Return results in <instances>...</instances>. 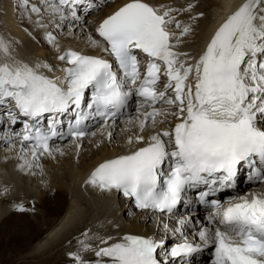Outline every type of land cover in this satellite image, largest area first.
<instances>
[{
    "label": "snow or ice",
    "instance_id": "snow-or-ice-1",
    "mask_svg": "<svg viewBox=\"0 0 264 264\" xmlns=\"http://www.w3.org/2000/svg\"><path fill=\"white\" fill-rule=\"evenodd\" d=\"M81 6L94 9L91 0L18 4L37 28L47 27L45 15L79 22ZM193 7L127 0L87 34L88 45L103 55L61 51L48 32L66 65L59 77L42 71H53L48 64L18 59L15 41L0 35V127L8 125L0 139L18 149L21 169L63 155L58 140L81 147L96 128H112L128 116L137 129L127 139L132 147L100 162L85 184L115 190L153 218L162 214L164 233L181 241L169 248L164 237L126 234L113 240L85 230L77 249L66 254L69 264H189L184 258L205 248L213 252L212 264H264V188L221 199L236 187L242 169L250 183L264 185V0H244L189 63L193 58L181 45L192 29L177 16ZM132 103L136 117L126 111ZM16 124L22 131L12 130ZM112 135L108 131L109 140ZM189 190L209 209L207 223L181 218L169 227L163 216L174 215ZM196 225L198 242L184 231Z\"/></svg>",
    "mask_w": 264,
    "mask_h": 264
},
{
    "label": "bare ground",
    "instance_id": "bare-ground-1",
    "mask_svg": "<svg viewBox=\"0 0 264 264\" xmlns=\"http://www.w3.org/2000/svg\"><path fill=\"white\" fill-rule=\"evenodd\" d=\"M108 1L109 0H91V3L94 6L96 5V8L97 6H101L98 3H102L103 7H100L102 9L100 12H96L97 9L93 12L88 11L89 14L91 13L90 15L88 14L90 17L88 19L86 18L87 20H81L93 22L87 34H95L94 29L97 27L98 23L127 2V0H110V5L108 7L106 5ZM195 1L197 2V6L193 4ZM146 2L154 7L165 6L174 7L175 9H185L189 4L194 5L191 12L183 11V15H189L190 18L185 19L184 16H180V14L177 16V19L181 21L182 27L188 25L192 27L191 29L197 30V38L194 39L196 40L195 43L185 45L183 42L181 45V49L187 52L189 57L193 58L189 60V63H194V59L198 58L199 55L203 53L215 31L225 22L227 17L244 2V0H215L209 4L212 5L213 8L211 11L212 17L209 18V16L207 18L206 16V18L204 17L205 19L201 20L199 13L205 12L204 7L207 0H146ZM186 2H188V4H186ZM105 5L108 8H106ZM11 6V3L6 0L0 5L2 10L0 17L2 25H0V30L5 32L7 38L8 35L14 36V55L18 59L29 64L37 63L36 58L45 60L48 54L45 51V46L37 47V44H34L25 37V30L23 31L24 26L21 25L27 23L28 19L23 23H19V18L13 14ZM83 7L84 6H81L79 10L81 11ZM34 17L33 15V18ZM47 17L48 16H44L43 22L47 20H45ZM44 23L46 24V22ZM71 26H73L71 27L72 29L78 28L80 24L78 25L76 23ZM48 28L49 25L46 28L38 29H42L43 32L46 29L47 32ZM38 29H36L34 33H36ZM37 34L38 33H36L34 38L36 42H40L45 38L43 35ZM0 35H2L1 31ZM57 42L61 51L73 49L79 50L85 54L103 55L98 49L88 44L86 45L83 42L79 43L77 40H73V38L70 37L61 41L57 39ZM46 47H48V44ZM49 47H51L56 57L60 54L52 44H50ZM49 62H52V64L57 67L53 75L51 72L48 75L53 77L61 76L62 72L60 69L66 67V65L56 58ZM146 63L147 61H144V64ZM42 71L45 72L43 69ZM136 107L135 103L131 104L132 110H135ZM136 115L137 113L135 111L133 117H136ZM127 121L128 120L123 121L122 124L117 122L112 128H96V135H89L88 138H84L81 142V147H77V145L70 140L56 141V143L68 141L64 144H58V146L63 149L64 154L60 155L57 153L54 159L45 156L40 161L42 165L40 168L33 167L31 169H21L20 165L23 161L18 158V149H12L9 144L3 147V142L0 144V179L4 182H0V189L2 185L12 187L13 189L15 188L16 190L14 193L18 192L20 199L13 209L9 204V200L6 198L8 196L5 197L3 191H0V258L3 259V264L28 259L29 257L39 259L48 252L52 253L53 250H57L55 251L57 253L53 255V264H69L66 254L69 251H75L77 249V238H79L80 234L85 230H91L89 235L96 234L104 237L111 235L113 240H118L126 234L156 238L164 237L167 241V247L176 242H181L178 235L169 238L170 234L166 235L162 229V225L157 222L154 223L153 228L144 231L145 226L153 220V214L147 210L138 209L132 203V200L130 201L129 198L124 197L121 193L115 190L111 192H102L99 189L91 188L85 184L86 179L89 177V173H91L94 167L100 162L107 158H113L119 154L125 153L132 147L128 145L127 139L133 132L137 131V129ZM20 125L21 124H16L11 126L12 130L19 131ZM6 129H8V127ZM108 131H112L113 135L111 140H109L107 136ZM101 133H103V135H101ZM90 139L93 140L92 145H88ZM113 141L117 143L121 142L122 144L114 145L112 144ZM22 172L28 175V178H36L31 181L36 180L38 182L40 177L42 179L41 185L47 188L46 193L39 191V188L35 190L33 186H22L19 179L21 176H18V174ZM248 187L249 191L256 188L255 185L240 179V186L236 193H243V190L246 191ZM50 195H53V197H50ZM25 197L28 199L33 198V203L26 201ZM17 205H23L27 211H18ZM192 206L194 210L199 211L196 204H192ZM35 210H41L40 212L42 213L40 215L37 213L35 214ZM130 210L138 213V216L136 215L137 220L142 222L143 226L136 227L127 223L125 214ZM194 215L198 216L195 218L201 223L202 214L200 212L193 214L186 212L184 216L177 217L176 215L170 218H172L173 222H176L178 219L192 218ZM32 217L34 218L32 219ZM38 218L42 220L40 225L42 224V226H45L49 224L51 230L48 233L49 236L47 240L42 243L38 249H35V240L45 235L44 231L36 226L37 223L35 220ZM197 226L198 225L186 226V229L193 235ZM67 241H69V245ZM24 254H27V256ZM202 259L203 256L198 259L196 255L192 260L193 263L189 261V264H204ZM180 261L178 264H183Z\"/></svg>",
    "mask_w": 264,
    "mask_h": 264
},
{
    "label": "rangeland",
    "instance_id": "rangeland-1",
    "mask_svg": "<svg viewBox=\"0 0 264 264\" xmlns=\"http://www.w3.org/2000/svg\"><path fill=\"white\" fill-rule=\"evenodd\" d=\"M0 1H5V0H0ZM6 1H8L9 3H11V7H12V10H13V14L14 15H19V16H23L22 18H24V19H22V20H20L19 19V23H23V22H25V20H27V15H28V13H27V11H26V9H24L23 7H18V4L20 3V0H6ZM110 1V0H109ZM107 2L106 3V5L109 7V5H110V2ZM115 1V0H114ZM213 1H215V0H207V3H206V5H205V12H200L199 13V16H200V20L201 19H205L206 18V16H207V18L209 17V18H211L212 17V13H211V11L213 10V8H212V5H209V4H211ZM16 2H18V4H16ZM31 2H33V3H39L40 2V0H31ZM195 3V6H197V2L195 1L194 2ZM15 4L17 5L16 7H15V9L13 8L14 6H15ZM99 5H101V6H97V8H96V5L94 6V9L92 10V12L93 11H95L96 9H97V11L96 12H100V10H102L101 8L103 7V5H102V3H98ZM186 4H188V2H186ZM105 5V6H106ZM106 6V8H108ZM199 6H200V4H199ZM208 6V7H207ZM101 7V8H100ZM172 7H173V5H172ZM174 8V7H173ZM175 9V8H174ZM178 9V8H177ZM180 9H182V8H180ZM185 9H187V8H185ZM1 12H2V10H1V8H0V17H1ZM15 12H16V14H15ZM91 12V11H90ZM79 13H82V14H80L81 15V17H82V20H85L86 18L88 19L90 16V14L88 13V12H80V10H79V12H78V14ZM42 14H43V7H42ZM89 14V15H88ZM184 13H183V11H181L180 12V16H184L183 15ZM202 14V15H201ZM24 15H26V16H24ZM186 15V14H185ZM46 16V15H45ZM88 16V17H87ZM205 17V18H204ZM8 18H10V17H8ZM17 18H20V17H18L17 16ZM184 18L186 19V18H190V16L189 15H186V16H184ZM47 19V20H46ZM86 19V20H87ZM0 20H1V18H0ZM45 20L46 21H44V22H46V25L48 26L49 25V28H48V30H47V32H51L52 34H55L56 35V37H57V39L58 40H65V39H67L68 37H70V38H73V40H77V42H79V43H81V42H83V43H85L86 45L88 44V42H87V32H88V29L89 28H91V26H89L88 25V23H86V24H84L85 22H88V21H79V24H80V26L78 27V28H71V27H73V26H71L70 27V25H75L76 23H78V22H71V21H65V22H62V21H60L58 18L57 19H53L52 21H50L49 20V18L47 17V18H45ZM49 21V22H48ZM52 22V23H51ZM62 22V23H61ZM56 24H60L61 26L60 27H56ZM78 24V25H79ZM0 25H2V22L0 21ZM23 25H29L28 27H27V29L26 28H24L23 30H25V32H27V34H28V36H33V34H34V32H35V30H36V26L34 27V25H33V23L30 21L29 22V24L28 23H24ZM192 28V27H191ZM42 30V29H41ZM1 31V30H0ZM176 31H179V30H176ZM194 31H195V33H194ZM196 29H192V31H190L189 33H188V36H186V37H183V42H184V44L185 45H189V44H193V43H195V41L196 40H194V39H196L197 38V35H196ZM33 32V33H32ZM39 32H42V35H43V37H45L44 39H42V41H40V45H38V42L36 43L37 44V47L39 46V47H44L45 46V51L48 53L46 56L48 57V59H49V61H52V60H54L55 58L57 59V57L53 54V52H52V50H51V47H49V45H50V43L46 40V29L44 30V32L43 31H39ZM2 33V32H1ZM32 33V34H31ZM193 33H194V35H193ZM67 34V35H66ZM70 34V35H69ZM73 34V35H72ZM45 35V36H44ZM190 35V36H189ZM3 36H7V35H3ZM64 37V38H63ZM66 37V38H65ZM189 39H188V38ZM192 37V38H191ZM8 38L10 39V40H14V36H11V35H8ZM188 40V41H187ZM34 41H35V39H34ZM86 41V42H85ZM48 44V47H46V45ZM184 45V46H185ZM183 46V47H184ZM13 52H14V49H13ZM52 56V57H51ZM54 57V58H53ZM52 63V62H51ZM53 72H54V69H53V71L51 72V74L53 75ZM48 74H50V73H48ZM120 124H122V123H120ZM8 125H5L2 129H1V127H0V135H3V131H4V128H6ZM88 138V137H87ZM2 139H0V141H1ZM68 141H65V142H59V143H57V145L58 144H64V143H67ZM92 143H93V140H91L90 139V141H89V143H88V145H92ZM0 144H2V141L0 142ZM7 144L8 143H6V144H4V146H7ZM112 144H114V145H118V144H122L121 142H119V143H117V142H112ZM101 151V150H100ZM82 152V151H81ZM82 157H84L83 155H81ZM82 163V162H81ZM80 163V164H81ZM40 174V173H39ZM18 176L20 177L19 179H20V181H21V184H22V186H33L34 187V189L36 190V189H38L39 188V191H41L42 193H46V191H47V188L45 187L44 188V185H41V182H42V179L39 177V180H38V182L35 180V181H31L32 179H36V178H31V177H27L28 175H26V174H24L23 172L22 173H20V174H18ZM2 182V181H1ZM32 182H33V184H32ZM72 187V186H71ZM16 189L14 188V191H15ZM14 191H11V192H9V193H7L6 194V196H8V197H12V194H13V197H15V199L16 200H18L19 199V194H18V192H16V193H14ZM27 193V192H26ZM48 197V196H47ZM50 197H53V195H50ZM126 207V206H125ZM126 209V208H125ZM41 210H35V214L37 213L38 215H40L42 212H40ZM138 216V213H135V212H132V210H130V211H127V213L125 214V219L127 220V223L129 224V225H132V226H136V227H140V226H143V224H142V222H139V220H137V216ZM34 217H32V219H33ZM38 220V221H37ZM41 219L40 218H38V219H36L35 220V222L37 223L36 224V226L40 229V230H43L44 231V233H45V235H43V236H41L40 238H38V239H36L35 240V249L37 248H39L40 247V245L42 244V243H44L46 240H47V238H48V236H49V231L51 230V228L49 227V224H47V225H45V226H42V224L40 225V223H41ZM156 221V220H155ZM155 221L154 220H152V221H150L148 224H147V226H145V228H144V231H146L147 229L148 230H150L151 228H153V225H154V223H155ZM68 242V245H69V241H67ZM51 250V249H50ZM55 251H57V250H55ZM54 250L52 251V253H47L46 255H43L42 256V258H39V259H34L33 257V259L31 258V257H29L28 259H24V260H18V261H16V262H13V263H9V264H53V255H55V253H57V252H55ZM32 252V251H31ZM30 252V253H31ZM25 256H27V254H24ZM23 255V256H24ZM50 255V256H49ZM49 257V258H48ZM31 258V259H30ZM30 259V260H29ZM47 259V260H46ZM39 260V261H38ZM35 261V262H34ZM41 261V262H40ZM32 262V263H31ZM0 264H3V259L2 258H0Z\"/></svg>",
    "mask_w": 264,
    "mask_h": 264
}]
</instances>
